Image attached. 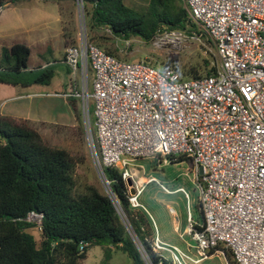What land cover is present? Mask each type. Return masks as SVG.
I'll return each mask as SVG.
<instances>
[{
  "label": "built area",
  "instance_id": "built-area-1",
  "mask_svg": "<svg viewBox=\"0 0 264 264\" xmlns=\"http://www.w3.org/2000/svg\"><path fill=\"white\" fill-rule=\"evenodd\" d=\"M184 3L199 30L186 35L212 47V73L182 78L170 65L105 52L88 41L84 0H74L78 33L64 46L68 79L62 94L79 103L95 171L103 177V167L112 166L124 181L130 178L134 192L128 190V200L152 222V250L165 254L170 264H196L219 243L238 264H264V0ZM183 33L162 28L150 41L168 45ZM179 154L190 158L202 212L197 222L187 208L183 230L193 240L191 252L160 239L137 200L142 185L154 181L165 192L183 191L187 206L182 186L170 189L144 175L140 161L159 164ZM40 218L34 210L24 217L38 228ZM140 253L145 264H152Z\"/></svg>",
  "mask_w": 264,
  "mask_h": 264
},
{
  "label": "trees",
  "instance_id": "trees-1",
  "mask_svg": "<svg viewBox=\"0 0 264 264\" xmlns=\"http://www.w3.org/2000/svg\"><path fill=\"white\" fill-rule=\"evenodd\" d=\"M16 1L0 0V7ZM84 8L88 41L120 59L126 58L119 57L103 40L137 36L149 41L162 28H179L187 34L199 32L184 0H147L142 11L122 0H84ZM61 28L64 44L74 43L63 20ZM95 28L108 30L96 34L92 31ZM29 53L30 47L20 40L1 46L0 83L27 86L50 82L55 64L28 67ZM214 68L213 55L207 52L200 55V61L182 65L178 73L182 78L198 77L212 73ZM35 69L37 73L31 77L24 74ZM66 98L78 121L76 98ZM77 128L82 134L80 123ZM167 157L169 162L182 158L190 161L181 154ZM83 160L79 151L72 154L63 146L48 143L26 118L0 114V264H84L86 248L91 245L100 246L101 264H107L115 250L125 253L129 264H145L140 250L152 264H170L162 256L165 254L152 250V222L141 206L130 205L119 170L103 167L108 189L104 192L80 177L77 167ZM194 208L196 221H201L198 200ZM28 210L41 213L39 239L28 230L33 224L24 219ZM193 226L200 227L197 223ZM215 249L222 250L226 264H238L230 249L219 243L209 248L207 255Z\"/></svg>",
  "mask_w": 264,
  "mask_h": 264
},
{
  "label": "rangeland",
  "instance_id": "rangeland-1",
  "mask_svg": "<svg viewBox=\"0 0 264 264\" xmlns=\"http://www.w3.org/2000/svg\"><path fill=\"white\" fill-rule=\"evenodd\" d=\"M122 1L137 11L144 10L147 4V0ZM61 20L68 26V37L75 40L78 33V15L74 0H47L43 4L34 3L31 0L7 3L0 7V49L2 45H7L13 40L25 42L30 47L27 58L28 67L35 66L36 63H41L46 58L59 57L63 40V31L60 29ZM87 20L88 16L85 18V28ZM92 31L96 34H105L106 29L95 28ZM204 42L201 45L200 42L186 35V33L181 34L178 39L171 41L170 44L162 46H155L150 40L143 41L137 36H131L128 39L112 37L103 40V43L119 57L145 59L158 66L170 65L175 67L177 71L184 64L200 61V55L207 54V52L213 55L215 64L213 49L206 41ZM204 46L207 47L205 52L203 51ZM57 71L60 75H64L62 80L64 81L66 70L63 67H58ZM56 72L51 78L52 82L48 85L33 83L28 86H21L0 83V114L24 117L48 143L63 146L72 154H77L78 151L82 153L84 160L77 167L80 177L94 182L100 190L107 192L104 179L98 175L91 162L77 99L78 121L74 111L68 105L66 97L52 93L53 81L56 76L58 80L55 79L57 82L55 89L61 82ZM35 73H37L36 69L31 73L26 72L24 74L31 77ZM89 121L92 122L91 103H89ZM78 123H80L82 134L78 132ZM140 161L145 166L144 175L152 174L170 189L182 186L188 194L189 206L188 204L186 206V197L183 191L175 190L166 193L154 181L145 183L140 192L137 193V200L153 214L156 221L160 223L158 225L166 228L169 226L170 236L175 237L172 226L176 217L178 218L179 229L186 221L187 208L192 217L197 219V212L194 208V203L197 202V189L193 178L192 164L187 158L172 162L161 161L159 164H154L148 159H141ZM168 206L175 210L174 214L168 212ZM161 226L159 227L161 228ZM28 230L36 239H39L40 229L36 224L28 226ZM184 237L193 243L188 234L185 233ZM176 241L180 243L179 240ZM101 258L100 246L91 245L86 248L83 262L85 264H101ZM129 263L130 259L125 253L115 250L107 264ZM196 264H226V261L222 252L214 251Z\"/></svg>",
  "mask_w": 264,
  "mask_h": 264
},
{
  "label": "crops",
  "instance_id": "crops-1",
  "mask_svg": "<svg viewBox=\"0 0 264 264\" xmlns=\"http://www.w3.org/2000/svg\"><path fill=\"white\" fill-rule=\"evenodd\" d=\"M22 1H24V0H18V1H16V2H22ZM31 1H33L34 3L35 2H37V3H44V1H47V0H31ZM52 1H54V0H52ZM12 3H14V2H12ZM7 4V3H6ZM5 4V5H6ZM60 29H62L61 28V25H60ZM62 34H63V32H62ZM21 41V40H20ZM64 46H65V44H64V36H63V40H62V43H61V47H60V50H59V57H53V58H51V59H48V58H46V59H44V61L43 62H41V63H36V65L37 64H40V65H44L45 63H49V62H51V63H54L56 66L54 67L55 69H54V73L56 72V70H57V68L58 67H63L65 70H66V77H65V80L64 81H62L63 79H64V75H60L59 73H58V71L56 72V74H58L59 76H58V78H59V80L61 81L59 84H58V86H57V90L55 89V87H56V85H57V82L55 81V79L57 78V76H56V78L54 79V81H53V86L52 87H54V88H52V93L53 94H58V95H63V96H65V97H67L66 95H64V94H62V92L63 91H65L66 90V88H67V79H68V75H67V72H68V69H67V66L63 63V61H62V53H63V50H64ZM54 75V74H53ZM52 75V76H53ZM52 78V77H51ZM56 80H58V79H56ZM52 82V80L50 79V82L48 83V84H50ZM2 84H5V83H2ZM48 84H45V85H48ZM7 85H10V84H7ZM28 86V85H27ZM67 99V98H66ZM69 105V104H68ZM146 183H148V182H146ZM145 184V183H144ZM143 184V185H144ZM142 185V186H143ZM165 192V191H164ZM166 193H168V192H166ZM141 203V202H140ZM142 204V203H141ZM143 205V204H142ZM144 206V205H143ZM169 207V206H168ZM147 210V209H146ZM148 211V210H147ZM149 212V214H150V216H151V218H152V220L154 221V224H155V226H156V230H157V235L159 236V238L160 239H162L163 241H166V242H168V243H174V244H176V245H178L179 247H182V248H185L186 250H188V251H193V248H192V244L193 243H190V241L187 239V238H185L184 237V234L186 233V232H184V230H183V225H184V223H183V225H182V227H181V229H179V227H178V224H177V222H178V218L176 217L175 218V220H174V224H173V226H172V231H174V233H175V237H172V236H170V227L168 226L167 228L165 227V226H161V225H158V224H160V223H158L157 221H156V219H155V217L153 216V214L150 212V211H148ZM168 212L170 213V211H169V209H168ZM171 213H175V210L173 209V212H171ZM159 226H161V228L159 227ZM187 234V233H186ZM190 237V236H189ZM176 240H179V242L180 243H178ZM84 259H85V257H84ZM83 259V260H84ZM110 259H111V257H110ZM109 259V260H110ZM84 263V262H83ZM85 264V263H84Z\"/></svg>",
  "mask_w": 264,
  "mask_h": 264
},
{
  "label": "water",
  "instance_id": "water-1",
  "mask_svg": "<svg viewBox=\"0 0 264 264\" xmlns=\"http://www.w3.org/2000/svg\"><path fill=\"white\" fill-rule=\"evenodd\" d=\"M99 175V174H98ZM102 177V176H101ZM103 178V177H102ZM106 182V181H105ZM125 183L128 185V187H129V192L130 193H133L134 192V187L132 186V184H131V180H130V178H126L125 179ZM106 185V184H105ZM108 192V191H107Z\"/></svg>",
  "mask_w": 264,
  "mask_h": 264
}]
</instances>
